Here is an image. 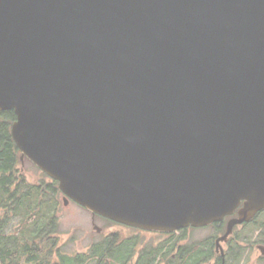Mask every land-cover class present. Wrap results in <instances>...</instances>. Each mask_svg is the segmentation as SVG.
Masks as SVG:
<instances>
[{"label":"water","instance_id":"1","mask_svg":"<svg viewBox=\"0 0 264 264\" xmlns=\"http://www.w3.org/2000/svg\"><path fill=\"white\" fill-rule=\"evenodd\" d=\"M11 109L65 205L160 232L237 211L220 246L264 210V0H0Z\"/></svg>","mask_w":264,"mask_h":264},{"label":"trees","instance_id":"2","mask_svg":"<svg viewBox=\"0 0 264 264\" xmlns=\"http://www.w3.org/2000/svg\"><path fill=\"white\" fill-rule=\"evenodd\" d=\"M14 120L12 109L0 112V264H87L89 260L93 264H110L108 257L119 262V254H113L117 236L100 241L86 253L70 256L61 252L54 217L46 214L57 207L58 183L43 172L37 183L27 179L20 151L11 136ZM13 217L18 218V225L8 230ZM215 229L220 232L224 226Z\"/></svg>","mask_w":264,"mask_h":264},{"label":"flooded vegetation","instance_id":"3","mask_svg":"<svg viewBox=\"0 0 264 264\" xmlns=\"http://www.w3.org/2000/svg\"><path fill=\"white\" fill-rule=\"evenodd\" d=\"M236 216L237 211L230 216H225L220 222L211 224L210 226L213 227L224 226V230L198 239L192 237L191 226L169 232L143 230L127 225L128 229L105 231L102 226H99L100 230L93 228L95 236L90 241L88 252L100 241L117 236L118 246L113 249V254H119L120 259L117 262L115 257H108L106 261L111 260L110 264H236L238 262L241 264L246 257V255L242 256V247L230 245L229 242L234 228L243 223L236 224L231 235L226 241L220 242V246H217L215 242L224 233L228 219ZM98 218L103 217L91 214L93 226L97 225L96 219ZM158 237L161 239H157ZM208 238L209 242L205 241ZM261 248L264 249V246L259 245L260 251Z\"/></svg>","mask_w":264,"mask_h":264},{"label":"rangeland","instance_id":"4","mask_svg":"<svg viewBox=\"0 0 264 264\" xmlns=\"http://www.w3.org/2000/svg\"><path fill=\"white\" fill-rule=\"evenodd\" d=\"M22 171L30 182L37 183L43 178L42 171L28 159L23 161ZM62 197L63 194L60 192L57 207L46 211L47 215L54 217L57 232L55 234L58 236L61 252L70 256L75 253H86L91 239L95 236L91 223V212L71 200L65 205ZM96 220L97 225L102 226L105 231L128 229L123 224L109 223L100 218ZM17 225L18 218L13 217L8 230L17 227ZM192 230L191 235L195 239L207 237L217 232L215 227L210 225L192 227ZM157 239L160 240L161 237ZM229 244L242 247V256L246 255V257L241 264H264L263 254L259 249V245L264 246V212L257 213L250 222L236 226ZM87 264H93V260H89ZM236 264H240V262Z\"/></svg>","mask_w":264,"mask_h":264}]
</instances>
